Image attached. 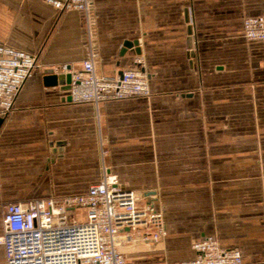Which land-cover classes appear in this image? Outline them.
<instances>
[{
    "label": "crops",
    "instance_id": "1",
    "mask_svg": "<svg viewBox=\"0 0 264 264\" xmlns=\"http://www.w3.org/2000/svg\"><path fill=\"white\" fill-rule=\"evenodd\" d=\"M92 1L96 73L141 59L151 94L97 109L66 100L69 89L45 86L43 69L80 68L81 13L0 0V43L40 65L0 115V235L3 205L81 193L105 166L163 207L166 236L123 245L126 264L191 259L206 236L264 264V40L247 41L242 24L264 15V0ZM134 40L140 53L119 56Z\"/></svg>",
    "mask_w": 264,
    "mask_h": 264
},
{
    "label": "built area",
    "instance_id": "2",
    "mask_svg": "<svg viewBox=\"0 0 264 264\" xmlns=\"http://www.w3.org/2000/svg\"><path fill=\"white\" fill-rule=\"evenodd\" d=\"M44 1L58 11L80 12L85 27L80 68L69 63L52 67L55 73L71 74V101L90 102L97 109L104 100L151 94L141 59L113 77L96 73L92 0ZM242 24L247 41L264 40V15L245 17ZM39 68L34 54L0 43V115L13 107L18 90ZM2 213L0 245L6 264H126L123 245L153 244L167 234L162 205L124 187L105 166L99 180L81 193L8 203ZM191 247L193 258L164 264H245L239 249L223 247L213 236L193 241Z\"/></svg>",
    "mask_w": 264,
    "mask_h": 264
},
{
    "label": "water",
    "instance_id": "3",
    "mask_svg": "<svg viewBox=\"0 0 264 264\" xmlns=\"http://www.w3.org/2000/svg\"><path fill=\"white\" fill-rule=\"evenodd\" d=\"M190 40V38H189ZM138 41H124L120 51H119V56H123L125 52L127 51L128 48L134 47L136 53H140V49L138 46ZM190 46V42H189ZM122 71L119 72L121 74ZM43 84L47 87H54V86H59L61 90H68L70 88V82H71V74L69 73H55L53 68H44L43 69ZM66 100L70 101V96L66 97Z\"/></svg>",
    "mask_w": 264,
    "mask_h": 264
},
{
    "label": "rangeland",
    "instance_id": "4",
    "mask_svg": "<svg viewBox=\"0 0 264 264\" xmlns=\"http://www.w3.org/2000/svg\"><path fill=\"white\" fill-rule=\"evenodd\" d=\"M74 191H79V190H81V189H73ZM137 192H139V191H137ZM1 252H2V250H1V248H0V264H4V262H3V259H2V256H1Z\"/></svg>",
    "mask_w": 264,
    "mask_h": 264
}]
</instances>
